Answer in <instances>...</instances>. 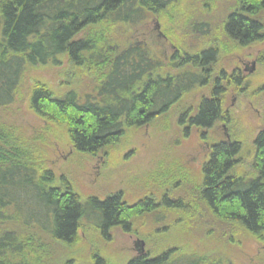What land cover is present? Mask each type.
Instances as JSON below:
<instances>
[{"label":"trees","instance_id":"16d2710c","mask_svg":"<svg viewBox=\"0 0 264 264\" xmlns=\"http://www.w3.org/2000/svg\"><path fill=\"white\" fill-rule=\"evenodd\" d=\"M170 2L0 0V109L19 95L25 71L57 67L65 58L67 68L60 77L67 80L66 88L55 94L48 84L34 80L25 95L29 108L46 123L65 128L76 151L96 154L116 143L126 128L146 124L185 92L208 82L205 76L216 55L214 48L196 55L181 49L170 67L180 70L190 64L197 72L182 69L175 75H162L160 61L144 46L115 40L111 32L115 27L131 31L149 14L162 13ZM262 12L264 0H234L222 22L225 36L241 46L264 41ZM222 92L214 81L209 97L200 99L189 124L204 130L223 120ZM0 133V264H32L38 259V243L32 237H20L18 227L37 229L71 246L84 217L94 216L96 227L105 234L115 225L129 230V219L151 210L147 199L126 206L120 204L118 194L81 200L64 181L55 188L50 183L52 173L34 164L32 146L18 143L8 129L0 128ZM241 150L238 140L212 145L201 167L198 194L218 220L237 225L264 242V129L253 138L248 175L238 171ZM90 264L107 263L93 255ZM125 264L221 262L198 255L173 259L172 250H167L137 254Z\"/></svg>","mask_w":264,"mask_h":264},{"label":"rangeland","instance_id":"374dc122","mask_svg":"<svg viewBox=\"0 0 264 264\" xmlns=\"http://www.w3.org/2000/svg\"><path fill=\"white\" fill-rule=\"evenodd\" d=\"M233 7L234 0H172L162 13L149 14L131 31L112 29L115 40L144 46L160 61L162 75H175L182 69L197 72L190 66L170 67L181 49L196 55L211 47L216 55L207 83L185 92L147 124L126 128L116 143L96 154L76 151L65 128L46 123L25 100L34 80L48 84L55 94L65 89L67 80L60 76L67 68L66 59L57 67L25 71L19 95L0 109V128L10 130L18 143L32 146L34 164L53 175L51 185L62 187L64 181L81 200H102L117 193L126 205L144 198L153 203L150 211L129 219V230L115 225L106 237L96 228L94 216L84 217L71 246L53 241L37 229L18 227L20 237H32L40 247L38 259L30 263L71 260L90 264L93 255H100L107 264H125L136 256L135 241L139 239L147 255L172 250L173 259L198 255L221 264H264V242L237 225L218 220L198 194L201 167L212 144L240 141L238 171L248 175L253 138L264 129V41L241 46L225 36L222 22ZM260 18L264 22V12ZM232 71L239 75V84L234 77H220ZM215 78L223 88L225 118L203 130L190 125L188 119L200 99L209 97ZM76 87L81 85L76 83Z\"/></svg>","mask_w":264,"mask_h":264},{"label":"flooded vegetation","instance_id":"af4514ba","mask_svg":"<svg viewBox=\"0 0 264 264\" xmlns=\"http://www.w3.org/2000/svg\"><path fill=\"white\" fill-rule=\"evenodd\" d=\"M252 44H253V43H252ZM189 66L192 67L190 64L188 65V67H189ZM200 70L202 71L203 69L200 68ZM234 73H235V71H232V74H231V75L225 76V75L222 74V76H220V77H223V76H224V77H237V78H239V75L234 76V75H233ZM205 77H208V78H209V77H210V74L208 73V75H206ZM215 79H217V78H215ZM215 79H214V81H216ZM238 80H239V79H238ZM222 89H223V88H222ZM149 122H150V121H149ZM147 123H148V122H147ZM147 123H146V124H147ZM143 125H144V124H143ZM192 126H193V125H192ZM221 142H222V141H221ZM212 145H214V144H212ZM211 147H212V146H211ZM211 147H210V152H211ZM209 155H210V153H209ZM208 158H209V156H208ZM207 160H208V159H207ZM207 160H206V161H207ZM206 161H205V162H206ZM62 182H63V181H62ZM55 188H59V187H55ZM116 194H117V193H116ZM91 198H92V197H91ZM144 199H147V198H144ZM139 200H142V199H139ZM139 200H138V201H139ZM163 200L165 201V200H167V199H166L165 197H163ZM176 201H178V200H176ZM151 203H152V202H151ZM120 204H125V203L121 200V201H120ZM134 204H135V203H134ZM167 204H168V203H167ZM125 205H126V204H125ZM132 205H133V204H132ZM132 205H126V206H132ZM152 207H153V203H152ZM152 207H151V208H152ZM119 226H121V225H119ZM96 228H97V227H96ZM107 230H109V229H107ZM99 232H100V234L103 235L104 237L107 236V234H106L107 231L105 232V234H102V231H101V230H99ZM105 235H106V236H105ZM136 255H137V254H136Z\"/></svg>","mask_w":264,"mask_h":264},{"label":"water","instance_id":"95a60500","mask_svg":"<svg viewBox=\"0 0 264 264\" xmlns=\"http://www.w3.org/2000/svg\"><path fill=\"white\" fill-rule=\"evenodd\" d=\"M143 245H144V243H143L142 240L138 239V240L135 241V247L137 249L136 251H137L138 254H141V253L144 252Z\"/></svg>","mask_w":264,"mask_h":264},{"label":"bare ground","instance_id":"6f19581e","mask_svg":"<svg viewBox=\"0 0 264 264\" xmlns=\"http://www.w3.org/2000/svg\"><path fill=\"white\" fill-rule=\"evenodd\" d=\"M234 82H235L236 84H239V80L234 79Z\"/></svg>","mask_w":264,"mask_h":264}]
</instances>
